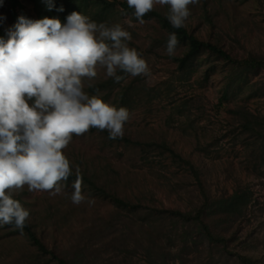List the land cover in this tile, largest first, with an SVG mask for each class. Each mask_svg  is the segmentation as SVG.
<instances>
[{"label":"rangeland","instance_id":"1","mask_svg":"<svg viewBox=\"0 0 264 264\" xmlns=\"http://www.w3.org/2000/svg\"><path fill=\"white\" fill-rule=\"evenodd\" d=\"M40 0H17L18 16L37 19ZM126 1V0H119ZM12 0H0V31L14 29ZM90 5L82 15L115 24L131 34L148 75H127L133 82L129 120L123 136L138 144L109 139L99 130L73 138L63 149L74 172H84L107 191L138 209L115 205L86 183V200L74 204L76 180L61 181L62 191L14 192L37 224L48 249L74 264H241L235 254L264 264V68H246L201 52L183 68L166 51V31L155 19L141 24L116 4L104 12ZM167 14V5H155ZM185 26L199 39L219 44L233 58L264 59V0H199L189 5ZM1 39V38H0ZM84 91L118 108L119 88L91 86L107 80L97 66ZM162 144L165 146L163 147ZM171 148L173 155L169 149ZM183 159V160H182ZM200 171L212 199L246 195L242 215L209 214L213 232L225 242H210L191 221L156 209L194 212L202 195L189 165ZM0 264H58L13 225L0 226Z\"/></svg>","mask_w":264,"mask_h":264},{"label":"clouds","instance_id":"2","mask_svg":"<svg viewBox=\"0 0 264 264\" xmlns=\"http://www.w3.org/2000/svg\"><path fill=\"white\" fill-rule=\"evenodd\" d=\"M199 0H126L133 15L143 17L155 5H167L173 28L185 26L189 5ZM49 9L52 0H46ZM62 11V9H61ZM131 34L121 25L96 23L72 12L66 23L57 18H18L8 39H0V226L23 230L29 211L13 198L27 186L30 192L62 191L60 182L72 175L63 154L73 135L92 128L107 131L109 139L122 138L129 111L84 91L83 80L97 76V66L120 82L117 70L133 77L149 68L127 41ZM176 33H169L166 51L175 54ZM78 174L71 200H86Z\"/></svg>","mask_w":264,"mask_h":264},{"label":"trees","instance_id":"3","mask_svg":"<svg viewBox=\"0 0 264 264\" xmlns=\"http://www.w3.org/2000/svg\"><path fill=\"white\" fill-rule=\"evenodd\" d=\"M40 4L37 3V19H42L44 17L49 18H57L62 23H66L67 16L72 12H80L82 14L90 5H98L99 11L104 12L108 9H111L116 4H118L124 13L130 14L134 18L133 9L129 8L126 1L119 0H52L53 7L49 9L46 0H40ZM11 7L13 8V19L14 25L18 22V14L14 11L15 5H17V0H12ZM62 9V11H61ZM27 19H31L26 15H22ZM155 19L161 29L166 31L165 41L167 43L169 33H176L179 43L185 46V50L181 56L173 57L174 60L178 62L179 68H183L189 63H191L196 56H198L201 52H209L210 54L221 58L223 60L237 63L240 66H244L246 68L250 67H259L264 68V59H255L250 58L248 60H237L233 58L226 50H224L219 44L213 43L210 41H204L199 39L194 33H192L186 26L181 28H173L167 19V14L161 13L157 8L153 9L149 13H147L143 20ZM0 38L7 40L8 36L0 31ZM117 75H120L122 79L120 82H115L114 78H108L107 80H103L93 86L91 88L96 90L97 88H107L112 90L115 87L119 88V98H118V108L124 107L128 110L130 107L131 100L134 95V85L133 82L125 83L127 75L126 73L120 72L117 70ZM134 100V99H133ZM98 130L96 128H92L91 130ZM109 137L107 131H101ZM117 142H124L127 144H138L137 141L130 140L128 137L123 136L122 138L111 139ZM163 147H165L162 144ZM171 153L177 156L171 148H167ZM183 160V159H182ZM186 164L189 165L190 170L192 171L195 181L199 187L200 193L202 195V202L196 208L194 212H182L180 210H171V209H156L162 213H168L170 215H174L178 218H181L185 221L194 222L199 228L201 233L210 241H218L225 242V239L218 234H215L207 221V217L209 214L213 215L215 212H218L224 217H232L234 215H242L246 209L248 198L246 195L235 193L228 198L221 199H212L208 193L206 192L202 179L200 177V171L194 167V165L187 160H184ZM82 182L89 185L91 188L110 199L115 205L123 208H130L133 210L138 209V204H134L128 200H125L118 196L116 193L107 191L104 187L98 185L93 176H90L84 172H78ZM68 179H77V172L72 171V175ZM14 199L18 200L22 204V199L18 197H14ZM37 224L31 222L29 217L26 220V226L23 228L22 232L29 242L33 243L42 253L50 254L51 258L56 260L58 264H74L72 260L68 259L67 256L60 255L53 250L47 248V246L43 243L41 238H39L37 234ZM236 258L241 264H261L260 261L253 257L245 254H235Z\"/></svg>","mask_w":264,"mask_h":264}]
</instances>
